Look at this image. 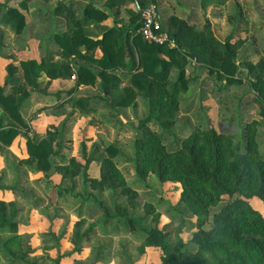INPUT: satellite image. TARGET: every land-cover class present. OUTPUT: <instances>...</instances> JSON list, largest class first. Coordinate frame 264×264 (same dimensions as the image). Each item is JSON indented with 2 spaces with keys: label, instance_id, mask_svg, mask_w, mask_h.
I'll return each instance as SVG.
<instances>
[{
  "label": "rangeland",
  "instance_id": "374dc122",
  "mask_svg": "<svg viewBox=\"0 0 264 264\" xmlns=\"http://www.w3.org/2000/svg\"><path fill=\"white\" fill-rule=\"evenodd\" d=\"M58 1L0 0V85L6 78L7 63L12 62L18 66L15 75L18 83L29 92L19 107L29 130L21 129L9 145L0 149V200L12 202L17 209L16 231L0 232V264H161L159 248L145 239L146 232L154 227L170 243L180 236L187 248L195 251L191 237L198 216L181 200L180 182L160 180L153 172L147 173L145 181L136 175L133 143L140 136L139 121L148 113L145 98L137 96L132 105L113 110L99 96L108 98L99 79L75 90L73 76L49 80L41 73L35 90L25 83L19 67L21 60L38 61L46 51L54 54L59 51L55 35L62 27L53 14ZM94 2L101 9L105 7L104 0ZM154 3L160 27L169 15L175 14L197 28L209 22L221 40L230 37L231 41H240L235 57L239 82L227 84L224 78L210 74L204 65L189 60L186 69L191 81L179 95V108L171 129L164 131L155 122L148 123L150 129L162 133L165 151L179 150L182 142L198 129L227 134L244 145V127L254 122V140L264 157V116L250 84L253 79L245 68L246 62L256 64L264 60V1L154 0ZM86 4L78 3L75 8L81 19ZM10 7L25 15L26 23L19 34L3 20ZM103 10L112 19L106 21L108 26L101 27V31L117 23L125 26L128 15L123 8L117 15L115 8ZM90 33L95 35L93 31ZM117 73L124 82L128 81L127 73ZM176 73L175 68L171 69L169 78L173 80ZM10 91L8 83L4 93ZM82 96H96L89 102L94 111L83 113L75 104L74 97ZM0 118L5 122L1 107ZM52 129L57 131L54 148L59 151L50 157L51 167L44 173L35 162L29 161L26 141L31 137L38 141ZM109 144L119 148L111 160L131 190L129 195L118 189L93 188L85 179L86 176L99 179L100 164L107 157L105 147ZM86 160L89 164L85 176ZM65 168L69 171L67 175ZM236 197L237 193L221 196L210 207V213ZM249 202L264 215L261 201L252 198ZM118 207L125 210L124 215L118 213ZM208 226L209 223L205 225Z\"/></svg>",
  "mask_w": 264,
  "mask_h": 264
},
{
  "label": "trees",
  "instance_id": "16d2710c",
  "mask_svg": "<svg viewBox=\"0 0 264 264\" xmlns=\"http://www.w3.org/2000/svg\"><path fill=\"white\" fill-rule=\"evenodd\" d=\"M150 1L154 2L104 0L106 8L116 9L114 15L123 8L128 18L125 26L108 27L96 38L85 33V19L102 22L108 18V12L96 6L94 0H89L81 19L71 5L58 1L53 14L62 27V31L55 35L59 51L55 54L46 51L38 61L21 60L22 77L33 90L39 86L37 79L41 73L49 80L73 76L74 90L81 85H93L99 79L108 98L99 96L113 110L132 105L137 96L147 100L148 113L139 121L140 136L133 143L136 175L145 181L147 173L153 172L160 180L179 181L181 200L198 216L191 237L196 246L193 252L180 236L172 244L157 227L146 232L147 242L160 250L161 264H264V215L249 202L255 198L264 205V157L254 140L255 123L244 127V145L234 142L227 134L198 129L174 152H166L161 143L162 133L148 126L149 122H155L164 131L171 129L179 108V95L187 90L191 81L186 69L189 60L204 65L210 74L224 78L227 84L239 82L235 57L240 41H231L230 37L219 39L209 22L197 28L182 17L171 14L160 31L165 32L175 45H170L168 41L162 44L148 42L139 28L142 11ZM20 5L25 7L23 2ZM3 20L15 34H19L26 23L25 15L16 7L8 8ZM173 68L177 73L172 80L169 73ZM245 68L253 79L250 84L257 93L260 114L264 116V60L256 64L246 62ZM17 71V65L7 63L6 78L0 85V107L6 115L5 122L0 118V149L9 145L21 129L29 130L19 110L29 92L18 83L15 77ZM120 71L129 75L127 82L119 77L117 72ZM8 83L11 84V91L5 94L4 86ZM94 98L96 96L74 97V102L83 113H90L94 110L89 102ZM56 135V129H52L38 141L32 137L26 141L29 161L35 162L44 173L51 167L50 157L59 151L54 148ZM105 151L107 157L100 164L99 179L86 176L89 164L86 160V181L93 188L118 189L123 194H131L111 160L118 154L119 148L109 144ZM64 170L67 175L68 169ZM236 193L238 197L217 212L210 213V207L221 196ZM16 212L12 202L0 200V232L16 231ZM118 213L124 215L125 210L118 207ZM207 223L209 226L205 227Z\"/></svg>",
  "mask_w": 264,
  "mask_h": 264
},
{
  "label": "built area",
  "instance_id": "2783aa9c",
  "mask_svg": "<svg viewBox=\"0 0 264 264\" xmlns=\"http://www.w3.org/2000/svg\"><path fill=\"white\" fill-rule=\"evenodd\" d=\"M159 12L154 2H149L143 9L139 31L148 42L162 44L166 41L173 45L174 41L169 39L165 32L160 31L158 23Z\"/></svg>",
  "mask_w": 264,
  "mask_h": 264
},
{
  "label": "crops",
  "instance_id": "0c3cea01",
  "mask_svg": "<svg viewBox=\"0 0 264 264\" xmlns=\"http://www.w3.org/2000/svg\"><path fill=\"white\" fill-rule=\"evenodd\" d=\"M63 1H65L67 4L71 5L74 9L78 5V3H83V4L87 3V0H80L81 2H78L79 0H63ZM97 1L100 2V0H97ZM98 7H100V6L98 5ZM103 9L108 10V8H106V7H103ZM77 16H79L78 13H77ZM78 18H81V17L79 16ZM108 19L109 20L112 19V16H109L107 19H105L104 21H102L100 23H97L94 20L85 21V23H86L85 26H84L85 33L88 36H91L93 38L100 37L102 32L105 30V29L104 30L102 29V31H101V27L108 26V25H106L107 24L106 21ZM110 25H112V24H110ZM114 25H115V27H119L122 24L121 23H117V24H114ZM99 28H100V31L97 32V30H99ZM92 31L95 33V35L90 33Z\"/></svg>",
  "mask_w": 264,
  "mask_h": 264
}]
</instances>
